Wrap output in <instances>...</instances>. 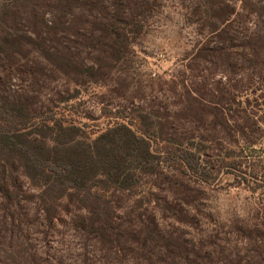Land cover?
Masks as SVG:
<instances>
[{
    "label": "trees",
    "instance_id": "16d2710c",
    "mask_svg": "<svg viewBox=\"0 0 264 264\" xmlns=\"http://www.w3.org/2000/svg\"><path fill=\"white\" fill-rule=\"evenodd\" d=\"M10 10L12 4L3 5L4 14ZM153 11L152 0H22L18 9L34 27L32 34L38 37L42 28L54 29L56 35L60 25H69L64 27L65 34H70L68 28L72 31L74 23L90 27V31L79 29L73 34L88 45L96 41L104 45L108 49L104 52L115 63L123 60L130 42L142 35ZM49 15L53 20H49ZM191 15L196 19V33L201 40L191 59L193 65L209 63L212 73H227L233 88L225 89L222 80L216 82L218 96H213L211 103L215 108L211 107L210 111L219 120L223 113L218 108L226 103L250 105L247 99L238 101V92L252 89L258 81L264 85V23L261 21L264 8L252 0H200ZM54 59L59 66L69 68L65 55L54 54ZM241 73L246 76L237 78ZM90 74L95 77V73ZM260 90L261 86L254 94ZM145 120L140 111H131L108 123L113 126L107 131L134 128L133 141L113 138L112 146L105 151L97 149L96 157L82 150L52 155L42 153L34 144L29 145L26 136L42 128L77 129L67 114L50 108L34 115H20L0 104V202L4 207L0 216V244L3 240L14 242L7 251L13 249L24 264H51L47 258L43 262L37 260L47 253L37 255L36 250L34 253L22 248L26 240L38 233L19 231L22 220L28 216L29 205H34L41 213L36 215L42 218L38 225L47 227L48 232L67 225L81 238L79 244L73 242L67 249L55 250L54 259H59L54 264L65 261L68 264H264V217L256 225L232 222L231 230L225 233L220 230L222 226L216 232L209 230L202 220L187 211L199 205H195L197 200L192 198L187 185L179 190L182 185L179 178L167 180L168 186L159 199L154 197L156 191H151L146 200L135 199L126 205L111 195V190L127 189L128 176L115 155L122 154L120 149L127 147L123 156L136 163L133 175H147L155 165L171 163L180 171L181 179L184 174L200 184L209 182L206 172L201 171L197 154L182 149L178 143L150 140L142 128ZM115 143L122 148L114 146ZM16 157L23 172L15 167ZM233 167L239 169L240 164L233 163ZM19 171L30 179L34 189L26 196L21 178L15 174ZM12 206L20 212L18 217L9 211ZM124 206L126 210L122 213ZM1 251L7 252L0 249V259L4 257ZM8 259L6 256L0 264H12Z\"/></svg>",
    "mask_w": 264,
    "mask_h": 264
},
{
    "label": "rangeland",
    "instance_id": "374dc122",
    "mask_svg": "<svg viewBox=\"0 0 264 264\" xmlns=\"http://www.w3.org/2000/svg\"><path fill=\"white\" fill-rule=\"evenodd\" d=\"M252 1L264 8V0ZM199 2L152 0L154 11L142 35L130 42L123 60L115 63L106 55L108 49L104 45L97 41L88 45L73 34L79 29L90 31V27L74 23L72 31L68 28L70 34H65L64 27L69 25H60L56 35L54 29L42 28L38 37L32 34L34 27L28 24L25 15L18 12L22 0H0V104L20 115H34L50 108L67 114L77 129L42 128L26 136L25 142L29 145L34 144L42 153L52 155L82 150L96 157L97 149L107 150L118 136L131 143L134 128L107 131L113 126L108 123L131 111H140L146 119L142 128L149 139L178 143L182 149L197 154L201 171L206 172L209 182L200 184L184 174L181 179L180 171L171 163L155 165L147 175H133L136 163H131L129 156L127 159L123 156L127 147L120 149L122 154H115L128 176L127 189L122 192L114 185L117 191L111 190V195L126 205L135 199L146 200L151 191H156L154 197L159 199L168 186L167 180L179 178L182 181L179 190L187 185L192 198L197 200L195 205H199L189 207V214L202 220L205 228L216 232L222 226L220 230L225 233L231 230L232 222L256 225L264 217V97H260L264 95V85L258 81L252 89L238 92V101L247 99L250 105L226 103L217 107L222 117L215 118L210 108H215L211 101L213 96H218L216 82L222 80L225 89L233 88L227 73H212L209 63L195 66L191 60L201 42L196 33L198 24L191 15ZM5 4H12V10L4 14ZM48 18L53 20L52 15ZM261 21L264 23V18ZM54 54L65 55L69 68L59 66ZM90 73H95V77ZM245 74L237 78H244ZM259 86L262 90L254 94ZM195 96L199 98L196 101ZM99 134L117 135L99 137ZM14 161L15 167L23 172L19 159L16 157ZM233 163L240 164L239 169ZM20 171L15 174L21 178L23 196H26L34 189L30 179ZM29 208L19 231L38 232L22 246L27 251L36 250L37 255L47 253L41 260L37 257L38 261L47 258L54 264L59 259H54L55 250L67 249L73 242L81 243L80 236L70 226L59 225L57 230L48 232L47 227L38 225L42 218L36 215L41 213L34 205ZM125 208L120 212H125ZM3 209L0 202V216ZM9 211L15 217L20 214L14 206ZM13 244L3 240L0 249L10 250ZM1 253L4 257L0 261L9 256L12 264H24L13 249Z\"/></svg>",
    "mask_w": 264,
    "mask_h": 264
},
{
    "label": "built area",
    "instance_id": "2783aa9c",
    "mask_svg": "<svg viewBox=\"0 0 264 264\" xmlns=\"http://www.w3.org/2000/svg\"><path fill=\"white\" fill-rule=\"evenodd\" d=\"M160 57L162 58V57H163V55L161 54V55H160Z\"/></svg>",
    "mask_w": 264,
    "mask_h": 264
}]
</instances>
